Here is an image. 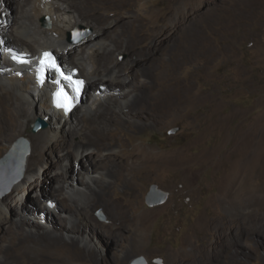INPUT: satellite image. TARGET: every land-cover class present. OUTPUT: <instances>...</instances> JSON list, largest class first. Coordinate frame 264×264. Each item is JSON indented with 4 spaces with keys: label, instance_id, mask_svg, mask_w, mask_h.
Segmentation results:
<instances>
[{
    "label": "rangeland",
    "instance_id": "rangeland-1",
    "mask_svg": "<svg viewBox=\"0 0 264 264\" xmlns=\"http://www.w3.org/2000/svg\"><path fill=\"white\" fill-rule=\"evenodd\" d=\"M134 1L136 7L129 13L133 15L143 13L145 17L160 15L172 2V0ZM70 2L74 3L73 10H78L90 20L95 17L107 19V23L95 27L87 23L88 21L71 26L65 34V38L71 43H79L90 36L94 28L98 32L90 41L105 37L108 44L111 40L144 39L138 31H133L132 21L128 18L123 19L115 28L106 29V26L115 22V18L112 16L114 14L99 7L104 0ZM173 3V16L158 22L159 27H156L154 34L145 41L148 45L143 48L145 43H138L141 54L137 52L136 58H143L145 62L137 69L150 73L149 78L144 76L106 78L109 82L100 80L105 83L99 85L101 89L96 95L97 93L92 94L91 88L93 83L99 82V76L87 79L83 66L74 64L88 84L83 103L78 105L73 113L74 118L77 114L83 115V107L92 95L98 96L99 101L110 107L114 113H121L117 105L120 102L126 103L134 92L127 99L115 95L123 96L122 92L127 93L131 87L136 88V83L146 82L149 87L142 91L146 92L147 105L141 107L148 109H143V114H148L153 119L158 118L154 121L152 119L151 124H143L142 121L140 128H134L131 125L135 120L132 115L121 113L127 125L118 130L127 139L132 137L134 143L138 145L153 147L158 151H179L178 158L184 159V165L174 166V173H170V177L172 175L171 178L174 179L173 184L168 178L143 179L137 186V198L140 201L137 210L149 211L159 208L149 223L147 237L143 242L144 248L131 251L138 235L134 234L130 227L122 230V235L117 241L106 235L102 226L98 225L87 228L85 233L80 232L79 237L75 235L76 251L82 253L81 258L73 259L61 255L60 251L46 245L48 242H39L40 244L23 242V247L29 250L31 255L18 260L20 264H131L140 256H144L148 264H158L155 262L156 258H161L164 264H264V168L259 163V154L264 152V0H173ZM0 6V26L7 29L6 32L0 31V61L5 62V57L10 59V55H22L24 58V46L21 43L25 44L28 39L13 33L14 25L22 13L21 9H18L17 0H0ZM38 23L43 28L52 26L51 18L47 15L39 18ZM163 26H168L166 31L169 28L172 30L166 33L168 38L164 44L155 50V43L160 40L158 35ZM15 36L23 40L15 41L13 40ZM157 39L159 40L156 42ZM169 45H173L174 48L167 49ZM6 47H11L16 53ZM96 48L100 50L98 60L103 55L114 60L109 67H113L116 61L123 64V68L131 64L127 53L115 49L114 44L107 46L106 49L105 45ZM50 50L61 59L62 65L67 69L65 63L69 62L61 50L56 47ZM82 51L83 49L78 50L79 54H82ZM85 53L88 54V50ZM1 66L3 63L0 65V72ZM6 71L10 75L15 74L10 73L12 70ZM124 82H129L128 86H120ZM163 82L173 87V90L165 93L162 98L156 91L162 88ZM118 83L119 88L114 86ZM138 91L142 92L141 89ZM156 93L159 100H155ZM168 97L174 98L173 112L169 104H166ZM152 101L155 105H152ZM37 102L32 104L31 123L41 118L46 127L34 132L30 124L28 127L30 129L25 131V134L17 132L14 138L6 142L0 140V163L3 159H6L5 164L8 163L7 157L15 151L21 139L28 141L30 152L24 160V176L19 182L27 180L26 177L32 168L28 162L35 152L44 161L45 168L52 167L54 160L60 161L52 167L53 172L48 175L50 177L42 173L39 175L40 180L46 183L39 185L36 191H29L26 188L28 184L24 183L16 190V183L10 192L0 197L1 200L13 196L10 221H6L2 229L15 228L16 239L20 238L19 235L33 230L34 226L36 229L41 228V232L38 231L42 235L39 236L45 239L57 237L64 228L65 231L62 232L66 234V230H70L66 229L67 216L57 207L60 204L65 209V202L74 206L75 199L66 193L62 194V191H55L53 185L61 179L59 186L71 189L75 187L76 182L81 185L84 178L82 173H78L74 155L63 159L60 156L62 153L43 152L34 146V137L44 141L45 132L53 127L58 132L57 138L78 139L72 132L74 124L49 121L48 117L51 114ZM142 116L145 121L149 120L148 116ZM87 117H90L89 114ZM97 118L102 120L100 117ZM23 119L19 118L22 123ZM115 129L116 127L113 128ZM119 149L115 146L109 152ZM73 168L74 173L72 171L70 174L72 173L74 177L64 183V171ZM152 185L164 191L166 199L150 206L146 202V196ZM118 190L123 191V187L119 186ZM17 193L25 198L24 203L27 206L24 210L23 204L19 207L14 199ZM38 195L49 198V210L45 209L44 200L37 199ZM63 197H67V200ZM52 202L55 205H52ZM88 204L90 209L91 204ZM39 206L46 217L50 216L48 217L53 225L47 218L41 221L44 215L41 217L38 216L40 214H34L37 213L34 210L39 209ZM17 212H21L23 216L16 214ZM93 215L102 224L110 221L101 206L93 210ZM58 226L63 228L59 231ZM68 235L69 237L67 235L64 237L66 242L73 239L72 235ZM84 235L87 242L82 241ZM1 243L12 244L3 236L0 237ZM129 250L130 256L124 260L123 256ZM0 253L1 256L3 251ZM35 254H39L40 257H36ZM8 261L15 264L16 258H9Z\"/></svg>",
    "mask_w": 264,
    "mask_h": 264
},
{
    "label": "bare ground",
    "instance_id": "bare-ground-1",
    "mask_svg": "<svg viewBox=\"0 0 264 264\" xmlns=\"http://www.w3.org/2000/svg\"><path fill=\"white\" fill-rule=\"evenodd\" d=\"M104 1L105 2L99 5V7L103 10H107L109 13L111 12L112 14H114L112 16H114L115 18V22H112L113 24L111 23L110 25L106 26V29L111 30L119 25L123 19L128 18L132 21L131 25L133 31H138V33L144 36V39L136 40L134 38H126L122 41L111 40L108 44L106 43L108 40L105 37H101V39H93L90 41L91 37L98 32V30L94 28V32L90 36L85 37L79 43H71L65 38V34L67 30L74 24L88 21L87 23L95 27L103 23H107V19L104 17H95L90 20L87 17H84L83 13H80L78 10H73L74 3H71L70 0H17L18 9H21L22 13L19 16L18 21L14 25L13 33L16 35H22L26 39H28V42H26L25 44L21 43V45L24 46L23 50L25 53L23 59H26L27 63L18 62L17 60L13 59V56L10 55V57L9 53L7 55L10 59H7L5 57V62L0 61V65L3 63V66H1L2 71L0 72V140L6 142L7 140L14 138L17 132L25 134V131L30 129L28 128L29 125L32 124L30 120V114L33 107L32 104L39 101L41 103L40 107L45 108L51 114L48 117L49 121H54L55 123L60 122L63 124H74L72 132L75 136H78V139L65 140L60 139L61 137L57 138L56 134L58 132H56V129L53 127L51 129L48 128V131L45 132L46 134L44 141H41L39 137H34V146L38 150L41 149V151L43 152H59L60 154L62 153L60 156H62L63 159L67 158L71 154L74 155L76 159L75 165L77 167L78 173H82L84 178L81 181V185L76 182L75 187L71 189L66 188L65 186H59L61 179H58L57 183L53 185L55 191H62V194L66 193L70 198L75 199L73 200L74 206L68 204V202H65V209L60 204L59 207H57V209L61 208V210L66 214V219L68 221V223L66 224L68 228L66 229L70 230H66L67 233L65 234V232H62L65 231V228L63 230L61 229L60 231V228L63 227L58 226L57 229L60 231V234L53 239H49L47 237L45 239L43 236H39L42 235L40 234L41 228L39 227V229H36L37 227H35L34 225L33 230L31 229L29 232H25L26 234L19 235L20 238L17 239L15 237V231H17L15 228L14 230L2 229V226L5 224V222L10 221V205H12L11 201L13 200V196H8L0 200V237H6L9 241L12 242V244L8 245H3L2 243L0 244V251H3V254L0 256V264H10L8 259L12 257L16 258L15 264H20L19 262H17L18 260L23 259V257L30 256L31 254L29 250L23 247V242H35L37 244L48 242L46 245L54 247L55 249L60 251L59 253H61V255L73 259L81 258L82 253L76 251L77 243L74 240L77 239V236L78 234H80V232L85 233V230H87V228H94V226L98 225L102 226L103 231L106 235L117 241H119V238L122 235V230L126 227H130L132 232L138 235V238L135 240V243H133L131 247V251L142 250L145 246L143 242L147 237L149 223L156 212L159 210V208H153L154 210L149 211H138L139 207L137 206L140 204V201H138L137 198V186H139V182L143 179L163 180L164 178H168V181H171L170 183L173 184L174 179L171 178L173 177L172 175L170 177V173H174V166L184 165V159L182 158V160H180V158H178L179 151H158L153 147L138 145L134 143L132 137L127 139L118 130L127 125L125 119L121 116V113H130V115H132V118H134L135 120H133L134 122L131 125L134 128H140V123L143 122V124L152 123L150 121L153 118H151V116L148 114H143V109L147 110L148 107H141L143 105H147V97L145 94L146 92L142 91L149 87L146 82H139L136 84L131 82L139 87L142 92L138 91L139 89L137 87H131L129 89V92H122L123 96L122 94L115 95L119 96L120 98L123 97L127 99L132 94V92H134V95L131 98H128V101L126 103L120 102L117 105L121 113H114V111L111 110L110 107L104 106L99 101L98 96L94 97L95 95H92L97 93L101 89V86L99 87V85H102L105 82H109L108 80H106V78L119 79L126 77L130 78L134 76H144L145 78H149L150 73H144L143 71L137 69L138 66L141 65V63L145 62V59L143 58H136L137 52L140 53L138 43H145L150 35L154 34V29L156 27H159L158 22L160 20H168L171 16H173V0L172 2H170L171 4L165 8L166 10L164 9L165 11L163 13L160 14L159 12L158 14L160 15H156L155 17H152L153 15L145 17L143 13L142 15H133L129 13L134 9V7H136V2L134 0ZM203 4H205V2ZM44 15H47L51 18L52 26L50 28H43L40 23H38L39 18ZM165 26H163L164 28L158 35L160 36V40H156V42L158 40L159 42L155 43V50L159 49L158 47H161V45L164 44V42L168 38L166 33L172 30L171 28H169V30L166 31V28L168 26ZM2 30L3 32H6L7 29L5 30L0 26V31ZM13 40L21 41L23 39L19 36H15ZM95 42L97 43L95 44ZM113 44L115 49H120L123 52H126L127 56L130 58L131 64L126 68H123V64H119L118 61H116L113 67H109V64L111 62L114 63V60L112 61V59H109V57L105 58L104 55L100 57V60H98L100 50H98L96 47L99 45H105L106 49L107 46H111ZM3 45L5 46V44ZM147 45L148 44L146 42L143 45V48H145ZM52 47H56L57 49L61 50L62 55L65 57L66 61L69 62L65 63L67 66H74V64L77 63L83 66L86 78L89 77L90 79L99 76V82L95 80L96 83H93V88H91L92 96L88 99V103L83 107V115L77 114L75 118L73 117V113L77 109V106L83 103L86 91L84 92V95L82 96L80 101L77 103L76 107L72 111L68 112L64 109L55 108L52 106L51 95L57 86V73L53 72L51 75H49L50 80H48L49 78L47 77L40 87L36 83L32 65L36 63L42 51L46 50L47 48H49L50 50V48L52 49ZM6 48L11 49V47ZM171 48H174V46L169 45L167 49ZM80 49H83V51L81 52L82 54H79L78 52V50ZM87 50L88 54L85 53V51ZM107 53L111 52L107 51ZM6 69H8L9 72L10 70H12V72L10 73L15 74H8ZM82 75L83 74L80 71L79 76L82 77ZM100 80H103L105 82H100ZM88 82L90 83V81ZM61 83H64L65 85L68 84L63 80H61ZM128 84L129 82H124L121 85L120 83H118L114 86H128ZM120 86L117 87L119 88ZM87 88L88 84L86 81V89ZM172 90L173 87L163 82L162 88L155 91L159 96L163 98V95L165 93L171 92ZM32 92L34 93L32 94ZM157 93L155 94V100L160 99ZM96 95H98V93ZM166 101V104H169V106L171 107V112H173L174 98L168 97V100ZM39 102H37V104ZM151 103L152 105H155L154 101H152ZM87 114H89L90 117H87ZM142 115L146 117L148 116L149 120L146 119L148 121H145ZM21 117L24 118L23 123L19 120V118ZM97 117L102 118V120H98ZM152 117L154 116L152 115ZM155 119H153V121ZM114 127H116L115 130H113ZM115 146L120 149L118 151L109 152V150H112ZM106 150L107 152H104ZM47 154L48 153H46L45 155ZM259 156V163L261 167L264 168V152L260 153ZM45 160L47 161V159ZM59 161L60 159L54 160L53 165L51 162L52 167L59 164ZM28 165L32 168L31 170H29V173L26 177L27 180L25 182L21 181L17 183L15 186L16 190H18L24 183L28 184L26 188L29 191L34 192L39 185L46 183L44 180H40L39 175H41L42 173L43 175L48 176L53 172L52 167L45 168L44 161L41 157L37 156L36 152L30 157ZM64 172L65 177L63 178V181L64 183H67V181H69L68 179H72L74 177L72 176V173H74V168L71 170L68 169ZM70 172L72 173L70 174ZM53 176L56 177V175L54 174ZM98 184H101V186H99ZM119 186L123 187V191L118 190ZM62 194L60 192V197ZM63 198L67 200V197ZM14 199L17 201L18 206L20 204H23L24 210L27 206V204L24 203L25 198L21 196L20 193H17ZM34 199L35 198H33V200ZM37 199H41V201L44 200L43 204L45 205V209H50V207H48L50 204V200L48 197H46L45 195H38ZM35 203L37 204V202ZM88 203L91 204L90 209H88ZM52 205H55V203L52 202ZM97 206H101V208L105 211L107 216L110 218L109 222L102 224L94 218L93 210L96 209ZM40 210H42V208L40 209L39 206V209L34 210V212H37L34 214H40L38 216L41 217L42 215H44V217L41 218V221H43L42 219L46 220L47 218L49 223L53 225V223H51V221L49 220L50 216L47 215L46 217V214L42 213V211ZM16 214L23 216L21 212H17ZM38 230H40V232ZM7 234L8 236H6ZM68 234L72 235L73 238L70 242H66V238H64L66 237V235L67 237H69ZM83 238L84 239L82 241L87 242L85 235ZM35 256L40 257L39 254H35ZM129 256L130 250L126 255L123 256V259L125 260Z\"/></svg>",
    "mask_w": 264,
    "mask_h": 264
},
{
    "label": "water",
    "instance_id": "water-1",
    "mask_svg": "<svg viewBox=\"0 0 264 264\" xmlns=\"http://www.w3.org/2000/svg\"><path fill=\"white\" fill-rule=\"evenodd\" d=\"M59 65H62L61 59L53 53ZM73 65L67 66V69L72 70ZM82 78V77H81ZM46 123L37 118L32 124V131L36 132L41 128H45ZM176 129H174V132ZM30 152V145L27 140L21 139L15 151H13L8 157V163H4L3 159L0 163V197L4 196L12 190L14 185L18 183L24 176V160ZM166 199V193L157 188L156 185H152L150 191L146 196V202L148 205L153 206L163 202ZM155 262L158 264H164L161 258H156ZM131 264H148L144 256L135 258Z\"/></svg>",
    "mask_w": 264,
    "mask_h": 264
},
{
    "label": "snow or ice",
    "instance_id": "snow-or-ice-1",
    "mask_svg": "<svg viewBox=\"0 0 264 264\" xmlns=\"http://www.w3.org/2000/svg\"><path fill=\"white\" fill-rule=\"evenodd\" d=\"M9 51H10V50H9ZM45 56H48V54L46 53ZM13 59L17 60L18 62L27 63L26 60H23V58H21V57H17V56H15V55H13ZM46 66H47L48 68H53V69H55L57 72L60 71V69H59V68L57 67V65L55 64L54 59H52L51 57H49ZM42 71H43V69H42ZM61 76H63V73H61ZM64 78H65V79H70V77H64ZM41 82H43V80H42ZM75 83H78V84H80L81 86H82V84H83L82 81H80V82H75ZM77 90H78V89H77ZM62 95H63V97H64V100H63V101H59V100H58L56 106H57V107L64 108L66 111H67V110H70L71 104H70V102L68 101V98H67L66 94H64V93H63V90L61 89V91H60L59 93H57V96L60 97V96H62Z\"/></svg>",
    "mask_w": 264,
    "mask_h": 264
},
{
    "label": "clouds",
    "instance_id": "clouds-1",
    "mask_svg": "<svg viewBox=\"0 0 264 264\" xmlns=\"http://www.w3.org/2000/svg\"><path fill=\"white\" fill-rule=\"evenodd\" d=\"M11 50H12V49H11ZM47 50H49V49H47ZM50 51H51V50H50ZM13 52H15V53H16V51H15V50H13ZM51 52H52V51H51ZM52 55H53V52H52ZM39 57H40V56H39ZM39 57H38V58H39ZM53 57H54V56H53ZM54 58H55V57H54ZM55 59H56V58H55ZM56 61H57V60H56ZM60 66H61V65H60ZM61 67H62V66H61ZM62 68H63L64 70H66V71L70 72V73H72L74 69H77V70L80 72L79 68H76V67H74L72 70L66 69V68H64V66H63ZM79 72H78V74H77L76 76H77L78 78H80V79H82V80H84V81H85V79H84V78H81V77L79 76ZM51 74H52V73H49V72H48V75H47V77H48L49 75H51ZM34 75H35V73H34ZM47 77H46V78H47ZM35 79H36V77H35ZM44 81H45V80H44ZM36 83H37V81H36ZM37 85H38V84H37ZM38 86L40 87V85H38ZM41 86H42V85H41ZM85 89H86V81H85V88H84V92L86 91ZM83 95H84V93H83ZM83 95H82V96H83ZM81 98H82V97H81ZM81 98H80V99H81ZM80 99H79V100L76 102V105H77V103L80 101ZM76 105H75V106L72 108V110H73V109L76 107ZM52 106H53V102H52ZM53 107H54V106H53ZM55 108H56V107H55ZM72 110H71V111H72ZM68 112H70V111H68Z\"/></svg>",
    "mask_w": 264,
    "mask_h": 264
}]
</instances>
